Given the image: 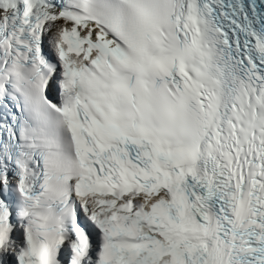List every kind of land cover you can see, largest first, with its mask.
Instances as JSON below:
<instances>
[{
    "label": "snow or ice",
    "instance_id": "6c2138e0",
    "mask_svg": "<svg viewBox=\"0 0 264 264\" xmlns=\"http://www.w3.org/2000/svg\"><path fill=\"white\" fill-rule=\"evenodd\" d=\"M0 264H264V0H0Z\"/></svg>",
    "mask_w": 264,
    "mask_h": 264
}]
</instances>
